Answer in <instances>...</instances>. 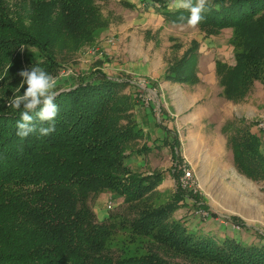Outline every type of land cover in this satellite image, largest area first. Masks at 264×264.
I'll return each mask as SVG.
<instances>
[{
	"label": "trees",
	"instance_id": "16d2710c",
	"mask_svg": "<svg viewBox=\"0 0 264 264\" xmlns=\"http://www.w3.org/2000/svg\"><path fill=\"white\" fill-rule=\"evenodd\" d=\"M110 1L15 0L11 5L0 0V264H264V243L217 240L175 220L187 198L202 202L201 195L182 188L184 172L178 167L171 201L153 206L150 198L164 174L134 173L127 165L128 152L143 139L134 116L136 99L125 92L129 81L98 73L60 88L55 120H37V132L23 140L17 136L24 109L8 104L14 94L26 91L25 84L16 92L23 81L19 73L39 66L56 78L61 58L93 44L97 32L107 28L100 3ZM140 1L174 25L190 15L172 7L175 0ZM120 2L128 10L139 8ZM202 15L197 27L206 37L227 29L234 33L233 64L215 61L216 77L223 98L242 103L256 83L264 86V0H208ZM22 48L38 55L22 60ZM199 50L200 43L193 42L164 80L198 84ZM50 123L55 131L41 136L38 129ZM254 126L235 119L224 130L232 131L228 142L235 169L257 183L264 181V140L253 133ZM169 146L182 164L177 135ZM108 192L122 200V207L100 219L92 202ZM125 232L143 240V255L129 257L111 247L114 237Z\"/></svg>",
	"mask_w": 264,
	"mask_h": 264
},
{
	"label": "rangeland",
	"instance_id": "374dc122",
	"mask_svg": "<svg viewBox=\"0 0 264 264\" xmlns=\"http://www.w3.org/2000/svg\"><path fill=\"white\" fill-rule=\"evenodd\" d=\"M128 1L139 8L128 10L120 0L100 3L107 28L97 32L93 44L61 58L56 91L98 73L114 80L129 81L125 92L135 97L136 108L152 111L164 124L162 127L169 125L167 144L174 142L176 134L184 159L182 164L176 162L173 150L163 146L142 172L161 171L168 176L173 175L177 167L182 172L186 169L191 172V178L190 186L184 190L202 197L198 204L191 198H187L189 205L186 201L184 205L181 203L184 211L177 214L175 220L184 221L189 230L198 234L206 233L209 227L205 225L213 223L217 240L231 237L248 244L264 243V181L252 182L237 172L228 142L232 131L224 130L235 119H245L248 124L256 123L252 131L264 140V86L256 83L242 103H231L223 98L215 61L233 64L232 29L206 37L197 26L174 25L152 9H146L140 0ZM6 2L12 5L15 0ZM195 41L201 46L196 61L197 73L200 70L204 74L208 72L206 79L209 80L210 75H215L214 82L183 86L165 81L170 65L181 59ZM20 55L22 60L32 59L38 52L22 48ZM195 99H198L196 103ZM165 114L168 118H164ZM220 137L223 139L221 148L218 146ZM173 184L172 189L166 188L167 191H157L151 196L154 207L171 201L177 189V182ZM110 202L112 209L108 208ZM121 204L122 200L110 192L92 202L100 219L120 209ZM201 205L209 209L198 207ZM196 211H205L208 216H196ZM143 243L125 232L114 237L111 247L134 257L145 253Z\"/></svg>",
	"mask_w": 264,
	"mask_h": 264
},
{
	"label": "clouds",
	"instance_id": "9594fccd",
	"mask_svg": "<svg viewBox=\"0 0 264 264\" xmlns=\"http://www.w3.org/2000/svg\"><path fill=\"white\" fill-rule=\"evenodd\" d=\"M208 0H175L172 7L175 9L187 10L190 15L185 18L181 16L180 24L178 26L184 27L186 19V26L196 27L204 19L202 13L206 9ZM19 75L23 78L22 83L16 87V92L27 85L26 91L23 95L14 94L9 101L8 107L20 109L23 106L24 111L21 113V118L17 122V136L22 140L28 137L31 133L37 132L35 121L53 122L58 114V107L54 103L58 92L57 78L49 74L43 68L34 66L31 70H22ZM37 109H39L37 111ZM34 113V115H30ZM41 136H47L55 131L54 123H50L47 127H40L38 129Z\"/></svg>",
	"mask_w": 264,
	"mask_h": 264
},
{
	"label": "crops",
	"instance_id": "0c3cea01",
	"mask_svg": "<svg viewBox=\"0 0 264 264\" xmlns=\"http://www.w3.org/2000/svg\"><path fill=\"white\" fill-rule=\"evenodd\" d=\"M215 68H216V66H215ZM208 75H209L208 72H206V74H204L201 72V70H200V73H197V76H198L200 82L205 81L208 83H210V82L213 83L215 80L213 77L215 75L214 76L210 75V80L206 79V76H208ZM170 83H172V82H170ZM180 85L185 86L188 84H180ZM193 101L196 103L198 101V99H195ZM134 116H135V118L139 124L140 129L142 130L143 139L138 141L136 148L133 151H130V152H132L131 155L128 154L129 157L127 159V165L132 170V172H134V173H142L144 175H147V174L150 175V174H152V172H150L149 170L147 173H143L142 171H144L143 169L145 167L150 166V161L153 159V157H155L156 154H159L161 147H163V146L164 147H170L169 145H167L166 142L170 141L169 130L171 128L169 127V125L166 128L162 127V125L164 126V124L160 123V121L156 117V115L153 114L152 111H150V110L142 109V111H141L140 109L136 108L134 110ZM164 118H168V115L165 114ZM253 133H255V132H253ZM222 145H223V139L220 137L218 139V146L221 148ZM171 175L170 174L168 176L164 175L165 177L163 179V182L157 188L156 192L157 191L165 192L168 189H172V187L174 185L173 183L174 182L176 183V180H175L174 176L173 175L171 176ZM166 188H168V189H166ZM103 196H105V194H102L100 196V198ZM186 202H187V205H189L188 200H186ZM183 209L184 208H181L179 211H177L175 213V216H177V214L184 211ZM96 213H97V211H96ZM207 224L208 225H205V226L209 227V228L205 232L212 235V236H215L217 230H215L213 223H210V224L207 223ZM221 234H222V232H221Z\"/></svg>",
	"mask_w": 264,
	"mask_h": 264
},
{
	"label": "built area",
	"instance_id": "2783aa9c",
	"mask_svg": "<svg viewBox=\"0 0 264 264\" xmlns=\"http://www.w3.org/2000/svg\"><path fill=\"white\" fill-rule=\"evenodd\" d=\"M183 172H184V175H183V177L181 178V186H182V188L183 189H187L188 188V186H190V178H191V172L190 171H188V170H186V169H184L183 170ZM112 203L110 202L109 203V206H108V208L109 209H112ZM195 215L196 216H208L207 214H206V212L205 211H196L195 212Z\"/></svg>",
	"mask_w": 264,
	"mask_h": 264
}]
</instances>
